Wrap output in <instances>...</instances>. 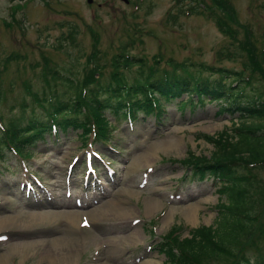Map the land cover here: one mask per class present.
I'll return each mask as SVG.
<instances>
[{
  "label": "rangeland",
  "instance_id": "1",
  "mask_svg": "<svg viewBox=\"0 0 264 264\" xmlns=\"http://www.w3.org/2000/svg\"><path fill=\"white\" fill-rule=\"evenodd\" d=\"M221 3L226 14L218 10L213 0H0V117L27 116L32 103L29 104L23 82L32 91L40 89L43 65L67 79L77 80L85 65L97 64L104 79L111 70V57L123 52L155 67L159 74L169 70L171 62H184L192 69L208 65L238 71L247 63L242 48V42L247 40V46L263 53L264 60V0ZM225 15L232 21L224 19L228 28L221 33L215 19ZM135 68L134 65L125 72L128 82ZM251 79L249 86L262 91L255 76ZM185 98L183 93L176 100L163 103L161 118L139 112L131 119V125L106 112L115 123L112 139L106 145H95L105 158L112 160L115 176L113 183L107 182L108 199L99 206L111 200L126 214L110 212L94 220L89 215L91 210L81 212L90 218L88 229L69 227L66 212H61L62 202L72 206V198L66 199L62 194L63 175L66 163L80 151V138L75 135L79 132L63 135L57 131V140L52 134H45V141H37L31 158L25 159L30 170L54 191L51 201L39 198L33 202L20 192L17 183L24 178L19 173L20 161L6 153L9 168L0 172V228H7L0 229V234L5 233L8 240L0 243L1 264H60L59 257L64 253L55 258L51 253L54 241L60 238L74 248L66 264L81 263L83 257L82 264H128L134 256L138 259L130 264H162L165 255L157 244L172 227H181L178 232L183 237L191 228L213 224L218 182L211 176H190L178 160L185 158L188 151L208 156L212 146L199 135H216L230 127L234 117L226 111L218 113L213 102L191 111L187 106L180 110L176 101ZM21 102L26 105L23 113ZM35 115L42 118L39 110ZM162 141L173 144L156 149L152 156L146 154L156 143L162 146ZM108 145L119 152L110 151ZM78 166L69 177L74 192L80 183L77 170L83 169ZM148 167L152 171L147 173V182L137 186L140 174ZM251 171L257 181L264 182V167ZM149 201L159 207L146 213ZM189 210L193 211L190 220ZM74 213L79 220L80 212ZM8 217L19 220L1 223ZM111 229H123V233H109ZM34 242L37 243L28 244ZM98 243L103 246L93 259L94 254L88 252L96 248L92 244ZM251 246L264 250L261 239L249 243L243 254L251 259L257 251Z\"/></svg>",
  "mask_w": 264,
  "mask_h": 264
},
{
  "label": "trees",
  "instance_id": "2",
  "mask_svg": "<svg viewBox=\"0 0 264 264\" xmlns=\"http://www.w3.org/2000/svg\"><path fill=\"white\" fill-rule=\"evenodd\" d=\"M221 1L213 0L220 10ZM224 19L232 21L228 15L215 19L222 32L228 28ZM246 43L242 42V48L247 60L243 68L249 73L247 76L243 69L231 71L206 65L192 69L183 62H171L170 70L159 74L153 66L144 69L142 61L119 54L111 57V70L104 79L100 77L97 64L85 65L77 80L67 79L57 70L43 66L42 86L31 92L33 101L48 118L62 129L78 127L83 140L89 123L94 124L97 138H109L112 126L104 114L106 109L117 107L120 111L125 104H130L132 110L151 112L156 106L159 112L162 102L182 93L187 94V100L180 101V108L213 102L217 112L235 113L230 127L216 135H199L212 146L208 156L188 151L185 158L178 160L192 176H211L218 181L219 196L215 206L218 211L213 224L191 228L186 236L177 234L179 226L172 227L161 244L166 254L164 264H240L243 244L264 238V182L257 181L251 171L264 167V61L263 53L259 54ZM134 65L139 73L128 82L124 71ZM206 73L215 76L209 78ZM252 75L263 87L262 91L249 86ZM23 106L21 102L20 107ZM23 119L22 114L3 119L0 164L5 161L3 149L7 146L29 155L27 146L47 127L36 118Z\"/></svg>",
  "mask_w": 264,
  "mask_h": 264
},
{
  "label": "bare ground",
  "instance_id": "3",
  "mask_svg": "<svg viewBox=\"0 0 264 264\" xmlns=\"http://www.w3.org/2000/svg\"><path fill=\"white\" fill-rule=\"evenodd\" d=\"M161 144H163L162 146H160L159 145V143H156L155 145H154V147L153 148H151V150L147 153L146 152V154H148V155H153V154H155V151H156V149L157 150H159V149H165L166 147H168L169 145H171V144H173L172 142H166V143H164L163 141L161 142ZM159 148V149H158ZM142 157H143V155H142ZM146 157V156H145ZM140 160V159H139ZM147 162V161H146ZM108 202V201H107ZM154 201H149L148 203H150V208H149V206L148 205H146V213H150L152 210H155V209H157L158 207H159V205L158 204H155L156 202H154ZM115 203V202H114ZM113 202H111V200L106 204H103V205H101V206H97L95 209H93V210H91V212H90V216L91 217H93L94 218V220H95V217H99V216H101V215H106L107 213H110V212H113L114 214L115 213H117L118 215H125L126 214V211H125V209H122L121 207H119L118 205H115ZM147 203V204H148ZM116 204H118V203H116ZM129 211V210H128ZM192 214H193V211L191 212V210H189V212H188V214H187V219L188 220H190L191 219V217H193L192 216ZM64 216L66 217V219L68 220V222H66V224L69 226V227H73V225L74 226H77L78 225V222H79V220H77L78 218H76L77 217V215H76V213H74V212H66L65 214H64ZM33 217H35V216H31V218H33ZM8 219H10V220H8ZM12 219V220H11ZM90 219V218H89ZM99 219V218H98ZM19 219H18V217H8V218H5L3 221H1V223H6V222H8V221H12L13 223H17V221H18ZM102 220H104V219H102ZM132 220V219H131ZM167 219L165 218V221H166ZM107 221V220H106ZM110 221V220H109ZM89 222V221H88ZM93 224V223H92ZM5 228H7V227H5ZM5 228H0V229H5ZM8 228H13V227H8ZM17 228H19V227H17ZM21 228V227H20ZM27 228V227H26ZM74 228H76V227H74ZM71 231H73V230H71ZM133 235H135V234H133ZM90 238V237H89ZM91 239V238H90ZM35 243H37V242H34V243H28V244H31V245H33V244H35ZM13 247V246H12ZM11 247V248H12ZM27 247H31L30 245H28ZM73 247H72V244H69L68 243V241L66 240V239H63V238H60L58 241H54V249H53V251L51 252L52 254H53V256H54V258L55 257H59L60 256V254H62V253H64L63 255H61L60 257H59V263L60 264H66V263H68L67 262V259L66 258H68L69 257V254H71L72 252H73ZM2 259H3V257H1L0 256V264L2 263ZM55 260V259H54ZM55 263H56V260L54 261ZM54 264V263H53Z\"/></svg>",
  "mask_w": 264,
  "mask_h": 264
},
{
  "label": "water",
  "instance_id": "4",
  "mask_svg": "<svg viewBox=\"0 0 264 264\" xmlns=\"http://www.w3.org/2000/svg\"><path fill=\"white\" fill-rule=\"evenodd\" d=\"M87 2H90V0H87Z\"/></svg>",
  "mask_w": 264,
  "mask_h": 264
}]
</instances>
